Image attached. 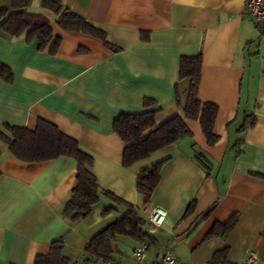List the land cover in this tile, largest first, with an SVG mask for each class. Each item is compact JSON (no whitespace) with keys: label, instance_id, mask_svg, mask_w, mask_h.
Returning a JSON list of instances; mask_svg holds the SVG:
<instances>
[{"label":"crops","instance_id":"0c3cea01","mask_svg":"<svg viewBox=\"0 0 264 264\" xmlns=\"http://www.w3.org/2000/svg\"><path fill=\"white\" fill-rule=\"evenodd\" d=\"M60 2L105 39L61 28L42 0H32L27 11L48 18L60 43L50 52L26 33L0 32V130L34 129L38 119L55 124L92 156L99 187L127 203L101 195L86 216L66 217L76 161L23 162L0 139V264H34L57 240L64 262L56 264H135L132 251L141 242L147 264L169 247L175 264H207L223 248L233 264L250 250L264 264V24L246 13V0ZM184 55L201 57L196 97L217 105L218 140L209 146L199 121L185 118L189 135L124 166L115 119L155 110L158 126L183 116L192 83L179 74ZM158 162L159 181L145 199L137 175ZM154 206L166 211L160 226L146 219ZM130 209L149 235H118L108 261L90 256L91 239ZM233 215L225 237H206Z\"/></svg>","mask_w":264,"mask_h":264},{"label":"trees","instance_id":"16d2710c","mask_svg":"<svg viewBox=\"0 0 264 264\" xmlns=\"http://www.w3.org/2000/svg\"><path fill=\"white\" fill-rule=\"evenodd\" d=\"M32 0H0V32L9 36H19L26 33L28 40L35 39L40 49L48 48L54 52L60 37L54 36L48 18L40 13L27 11ZM42 6L57 15V24L70 31H80L100 39H105L104 31L93 26L81 16L64 8L60 0H42ZM199 55L182 56L180 59V77H190L192 80L187 103L183 107V116H173L162 124L155 126V110L141 113H121L114 121L113 128L124 142L123 165L130 166L134 162L148 157L152 152L175 142L190 130L184 119L198 120L209 146L213 145L218 136L214 133V121L218 107L213 102H201L197 97L199 85ZM2 66H0L1 70ZM146 105L152 101L146 100ZM5 131L0 130V139L7 143L11 154L23 162H35L68 156L76 161V185L66 202L63 213L71 219L86 216L92 205L105 195L116 203H127L111 192L102 190L91 168L93 158L80 149L77 141L63 133L55 124L38 119L34 129L21 126L5 125ZM160 162L147 170L138 173L136 187L145 199L155 189L159 181ZM259 175V174H257ZM191 205L188 207V210ZM110 209V208H109ZM127 211L123 216L96 234L86 246L90 256L108 261L113 252L112 240L118 235L128 234L137 239L149 235L144 229L145 219H135ZM237 216L233 215L225 223H215L206 237H225L234 227ZM62 243L57 240L51 244L45 255L35 257L34 264H56L64 262L61 255ZM226 248L216 250L207 264H233L226 260Z\"/></svg>","mask_w":264,"mask_h":264},{"label":"built area","instance_id":"2783aa9c","mask_svg":"<svg viewBox=\"0 0 264 264\" xmlns=\"http://www.w3.org/2000/svg\"><path fill=\"white\" fill-rule=\"evenodd\" d=\"M246 13L257 24H264V0H246ZM166 211L159 207H152L146 214V219L153 226H160ZM148 244L141 242L132 251V258L135 264H147ZM175 257L172 249L167 248L155 264H175ZM240 264H257V253L250 250Z\"/></svg>","mask_w":264,"mask_h":264},{"label":"rangeland","instance_id":"374dc122","mask_svg":"<svg viewBox=\"0 0 264 264\" xmlns=\"http://www.w3.org/2000/svg\"><path fill=\"white\" fill-rule=\"evenodd\" d=\"M123 238H125V239H127V240H129L128 238H130L128 235H124L123 236ZM124 240L121 242V244L120 245H123L124 244ZM128 245V243H126V246ZM129 246V245H128ZM132 256V255H131ZM101 264V263H100Z\"/></svg>","mask_w":264,"mask_h":264}]
</instances>
